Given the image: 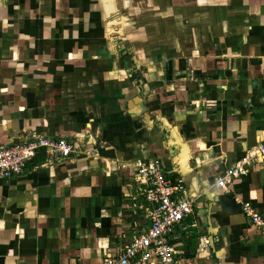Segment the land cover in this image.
<instances>
[{
  "label": "crops",
  "instance_id": "1",
  "mask_svg": "<svg viewBox=\"0 0 264 264\" xmlns=\"http://www.w3.org/2000/svg\"><path fill=\"white\" fill-rule=\"evenodd\" d=\"M34 136L79 152L0 180V264L117 258L150 224L137 162L194 201L178 264H264V0H0V144Z\"/></svg>",
  "mask_w": 264,
  "mask_h": 264
},
{
  "label": "built area",
  "instance_id": "2",
  "mask_svg": "<svg viewBox=\"0 0 264 264\" xmlns=\"http://www.w3.org/2000/svg\"><path fill=\"white\" fill-rule=\"evenodd\" d=\"M41 151L48 159L66 160L78 154L79 149L66 139L37 136L13 145L0 144V180L9 181L23 175L27 164ZM256 155L264 158V143L258 147ZM249 159L229 169L216 186L228 192V184L247 173L245 166ZM134 170L140 193L150 207V224L117 258H106L103 264H178L169 234L191 218L194 201L184 197L182 182L168 178L159 163L137 162ZM243 214L264 236V217L248 204L243 206Z\"/></svg>",
  "mask_w": 264,
  "mask_h": 264
}]
</instances>
